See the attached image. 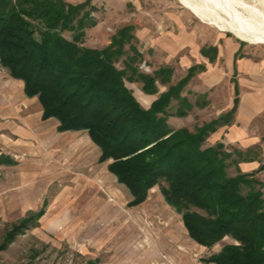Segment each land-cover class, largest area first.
Segmentation results:
<instances>
[{
  "label": "trees",
  "instance_id": "1",
  "mask_svg": "<svg viewBox=\"0 0 264 264\" xmlns=\"http://www.w3.org/2000/svg\"><path fill=\"white\" fill-rule=\"evenodd\" d=\"M96 10L90 0H0L4 70L23 81L24 94L37 97L42 119L55 118L58 131L87 132L100 151L99 161H108V171L128 189L127 206L144 202L157 185L196 243L211 251L225 237L232 239L199 258L203 264H264V182L254 176L257 171L238 168L255 156L251 149H228L222 142L205 145L218 126L232 119L237 91L227 112L193 130L171 128L169 116H185L192 108L181 89L203 66L188 67L177 83L144 107L127 83L140 82L143 93L156 94L158 82L170 83L173 68L139 70L142 52L135 46L133 24L117 28L103 47L85 45L86 30L97 23ZM210 49V55L205 48L202 52L213 59L217 49ZM120 60L123 67L116 65ZM199 99L201 107L209 103L204 93ZM174 100L176 108L169 111ZM14 162L0 153V164ZM233 165L235 173H230ZM262 169L264 164L257 170ZM44 206L45 201L7 229L0 250L34 226ZM98 260L89 258L85 264Z\"/></svg>",
  "mask_w": 264,
  "mask_h": 264
},
{
  "label": "rangeland",
  "instance_id": "2",
  "mask_svg": "<svg viewBox=\"0 0 264 264\" xmlns=\"http://www.w3.org/2000/svg\"><path fill=\"white\" fill-rule=\"evenodd\" d=\"M241 2L264 14V0ZM94 3L99 2L90 0V4L96 7ZM236 5V9L249 17V12ZM96 9L92 15L97 18V23L86 30L84 44L103 47L117 28L133 24L137 37L135 46L142 52V60L137 63L139 70L152 73L160 66L173 68L170 83H157L163 90L186 74L187 68L180 63V57L189 53L184 49L171 56L158 50V43L152 42L162 37L157 38V29L143 39L141 28L150 27L149 20L145 18H158L162 12H170L172 19H181L186 31L193 35V41L203 44L200 53L208 59L209 56L202 52L203 48L209 55L211 47L217 50L220 47L225 55L239 48L235 56L264 58V44L248 43L232 32L200 20L179 0H134V4L126 3L123 12L112 10L108 3ZM259 22L263 24L264 18ZM69 35L67 32L66 36ZM162 41L169 42V38L164 36ZM125 47L127 49L128 46ZM216 57L217 52L208 63L212 64ZM167 62L171 64H165ZM116 65L123 67L121 60ZM201 66L181 89V95L190 101L192 108L185 116H170L169 125L183 124V127L193 130L195 125L216 118L218 109L209 107V103L201 107L198 102L201 94L204 93L208 100L207 91L222 88L216 85L206 89L203 82L207 79L206 67ZM4 75L5 70L0 74L1 83H4ZM127 86L134 95L137 89L141 90L140 82H129ZM6 97L0 86V104L5 103ZM19 99L20 96L15 98ZM172 105L169 111L175 110V100ZM5 115L0 113V153L15 162L0 164V241L12 224L18 223L29 211L40 209L44 201L45 211L34 226L18 234L6 249L0 250V264H85L89 258H98L97 264H178L177 261L179 264H194V259L208 256L214 250L198 252L188 245L181 215L163 202L157 185L150 190L144 202L127 206L131 199L128 189L106 172L108 161H96L92 149L89 146L85 148L82 142L84 134L78 138L82 139L80 142L69 141L56 130L58 123L54 119L38 118L33 121L34 127L26 129L27 124L18 118L7 127L2 124ZM93 148L99 153L97 147ZM251 150V156L258 159V148ZM255 171L254 176L264 182V169ZM230 173H235L234 165L230 167ZM229 242L232 239L225 237L220 243ZM156 253L163 261L154 259Z\"/></svg>",
  "mask_w": 264,
  "mask_h": 264
},
{
  "label": "crops",
  "instance_id": "3",
  "mask_svg": "<svg viewBox=\"0 0 264 264\" xmlns=\"http://www.w3.org/2000/svg\"><path fill=\"white\" fill-rule=\"evenodd\" d=\"M66 1L78 3L85 0ZM94 2H99L97 4L94 3L96 7L108 3L112 10H115L116 12H123V9L126 7V3L128 2L134 4V0H94ZM138 18L142 19L140 16H138ZM172 18L173 17L170 15V12H162V15L158 18H153L152 16L145 18L146 21L147 19L149 20L150 27L141 28L143 39L150 37L149 35H151L153 30L157 29V38L159 36H162V39L164 36L169 38V42H164L161 38L152 41L154 43H158V47H156L158 50L165 51L171 56H176L179 51L186 49L185 51L191 55V58L189 55L183 54L180 57L181 64H184L186 68L192 66L193 64H200L206 67L205 72H207V79L203 81L205 82L204 85L206 89H211L216 85L222 88L219 90L213 89L210 92L207 91V98L209 101L208 105L209 107H214L215 110L218 109L216 112L217 116L231 109L233 105V98L236 95L235 91H237L238 103L232 119L228 124L218 126L217 129L207 137L205 145H213L216 142H222L226 147H234L242 151L251 148H258L259 152L257 154L260 159L255 157L254 160L241 161L238 163V168L242 173H251L255 171L261 164H264L262 163L264 162V58L251 59L246 56L236 57L235 54L239 48L237 51H233L232 54L225 55L222 49L217 47L218 50L216 60L210 64L208 63V57H205L200 53V48L203 44H197L193 41V35L186 31L187 28L183 25L181 19L178 18V20H176ZM138 20L137 23L140 24ZM169 63L170 62H167L165 64ZM4 77V83H1L0 81V86L2 87L4 94L7 96L5 103L0 104V113H6V117H4V122L2 123L3 126L9 127L11 125V121L14 119V122H16L18 118L27 124L26 129H31L33 121L36 122L38 118L41 120H56L52 117L42 119V108L37 97H27L24 94L22 80L11 77L6 69ZM232 90L234 93L233 98L231 97ZM137 91L138 92L135 95L136 98H139L138 101L144 107H147L154 99L157 98L158 94L164 90L159 87L156 94H144L139 89H137ZM17 96H20L19 100H15ZM9 118H11V120H9ZM259 118H261V121H258ZM169 121H171L170 116L167 119V122ZM169 126L171 128H179L183 127V124ZM58 132L64 134L69 141L77 140V142L82 140H78V138L84 134L82 142L85 144V148L89 146L90 149H92L91 151L94 152V155H96V161L100 162V151L99 153L98 150L94 151L93 147L96 148L97 146L91 141L86 131L65 130ZM106 172L113 176L108 171L107 165ZM109 179L111 180L110 176ZM162 200L166 205H168L163 198ZM181 224L183 226L182 222ZM180 230L182 232V229ZM184 230L185 231L183 232H185V237L188 239V245H190L192 249L198 252H202L206 249L204 246H201L192 240L188 236L186 229ZM221 246V243L216 244L213 247V251L219 250ZM154 259L159 262L163 261L158 253H156ZM177 263L179 264L178 261ZM161 264H163V262H161ZM194 264L203 263L199 259H194Z\"/></svg>",
  "mask_w": 264,
  "mask_h": 264
},
{
  "label": "bare ground",
  "instance_id": "4",
  "mask_svg": "<svg viewBox=\"0 0 264 264\" xmlns=\"http://www.w3.org/2000/svg\"><path fill=\"white\" fill-rule=\"evenodd\" d=\"M179 1L195 13L200 20L211 23L220 30L232 32L234 36L248 43L264 44V23H258L262 21L264 14L256 8L244 5L241 0ZM235 3L249 12V17L236 9Z\"/></svg>",
  "mask_w": 264,
  "mask_h": 264
},
{
  "label": "built area",
  "instance_id": "5",
  "mask_svg": "<svg viewBox=\"0 0 264 264\" xmlns=\"http://www.w3.org/2000/svg\"><path fill=\"white\" fill-rule=\"evenodd\" d=\"M4 71V67L2 66V63L0 61V74Z\"/></svg>",
  "mask_w": 264,
  "mask_h": 264
},
{
  "label": "water",
  "instance_id": "6",
  "mask_svg": "<svg viewBox=\"0 0 264 264\" xmlns=\"http://www.w3.org/2000/svg\"><path fill=\"white\" fill-rule=\"evenodd\" d=\"M241 40V39H240Z\"/></svg>",
  "mask_w": 264,
  "mask_h": 264
}]
</instances>
